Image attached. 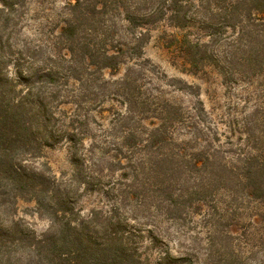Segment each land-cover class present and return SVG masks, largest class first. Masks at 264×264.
Instances as JSON below:
<instances>
[{
    "label": "rangeland",
    "instance_id": "1",
    "mask_svg": "<svg viewBox=\"0 0 264 264\" xmlns=\"http://www.w3.org/2000/svg\"><path fill=\"white\" fill-rule=\"evenodd\" d=\"M93 2L81 0L72 9L76 0H19L7 6L0 0L3 73L16 77V69L25 75L27 67L35 73L55 68L67 81L51 103L58 119L52 120L53 129L62 136L47 137L41 156L11 161L13 169L50 181L58 196L48 192L39 205L13 180H0V235L11 250L6 255L1 248L0 264L41 263L30 244L33 236L52 230V209L62 197L83 216L93 208L114 209L140 227L136 239L155 263L168 253L175 259L166 264H264V202L236 186L233 176L221 178L219 164L238 167L239 158L264 139V36L242 37L240 26L208 28L213 11L201 10L202 0H182L183 27L168 19L173 11L166 4L161 19L137 29L129 28L113 4L101 13V3ZM148 5L154 9L160 2ZM87 9L92 15L83 20L74 45L86 41L87 53L123 46L118 68L95 70L83 52L72 56L61 38L67 22ZM146 27L140 56H129ZM185 35L200 41L206 55L196 73L187 71L170 43ZM20 82L18 88L27 92L26 82ZM53 88L36 81L32 99L48 101ZM70 124L80 136L79 154L63 136ZM203 151L216 159L195 166L192 156ZM81 152L84 159H77Z\"/></svg>",
    "mask_w": 264,
    "mask_h": 264
},
{
    "label": "trees",
    "instance_id": "2",
    "mask_svg": "<svg viewBox=\"0 0 264 264\" xmlns=\"http://www.w3.org/2000/svg\"><path fill=\"white\" fill-rule=\"evenodd\" d=\"M2 1L4 6L19 3V0ZM141 1L143 3L140 5V0H91L93 5L101 3L102 8L99 9L101 13H106L109 4H113L111 9L115 13L123 11V19L127 21L131 29H137L161 19L164 16L162 7L166 4L169 10L173 11L168 18L172 24L177 27L186 25L187 19L184 15H181L183 10L182 0H158L160 7L158 5L154 9H150L148 5L150 0ZM202 1H204V4L201 5V10L213 11V17L209 20L211 22L206 24L208 28H211L214 23L216 24V30H220L224 26L232 28L240 26L242 37L245 33L248 35L253 33L257 37L264 36V0ZM80 3L81 0H76V4L72 5V9L77 8ZM80 14L74 15L73 13L74 17L62 28L61 38L69 44L71 55L83 52V57L87 58L89 65L94 66L95 70L98 69L101 72L104 69L118 68L120 58L124 53L123 46H116L112 52L107 48H104L101 52L99 48L87 53L84 50L88 46L86 41L74 45V35L82 27L83 20L89 22L92 12L87 9ZM219 15L221 17L215 18ZM215 20H218V22ZM249 25L255 26V28L249 31L247 30ZM145 29L144 32H139L137 37L139 43L136 47L131 48L129 56H140V42L144 39L148 27ZM251 41L255 43L253 39ZM170 43L176 44V48L181 54V62L187 66V71L196 73L201 70L206 55L200 53V41H192L185 35L182 37L175 36ZM97 53L100 58L94 61L93 57ZM255 59L258 62L257 57ZM58 71L55 68H48L40 73H35L30 67H27L25 75L22 70L18 71L16 69L17 75L15 77L3 73L2 68H0V180H13L21 194H23L22 192L31 193V196L37 200L39 205L43 204L41 197L48 194V192L51 193L50 198L58 196L56 188L52 186L50 181H44L43 178L30 176L28 173L13 169V162L11 161L12 159H22L24 156H41L42 149L48 142L47 137L62 136L56 133L57 129H53L52 124L53 119L55 121H58V119L52 112L51 103L58 101L60 87L66 85L67 82L66 75H61ZM71 76L75 75L71 74ZM74 79H77V77H74ZM20 81L26 82L27 92L18 88ZM36 81H40L45 85L51 84L55 87V89H52L54 91L50 93L48 101L44 97L41 101L38 100V103L32 99V89ZM71 98L80 107V101L74 97ZM169 118L174 120L172 114ZM76 120L81 122L78 118ZM262 122L264 127V117ZM126 123L127 121L124 120L123 124ZM63 132V136L67 135L73 142L72 146L76 149V154H79L80 147H77L76 141L80 140V136H77L78 133L75 127L70 124ZM252 148V152L239 158L241 159L240 167L234 166L231 161H220V166L224 168V173L220 176L224 179L228 177L230 179L233 176L235 178L234 184L237 182L236 186L240 184L247 195L264 202V139H262L260 147L253 145ZM182 155L183 153H180V157ZM82 157L84 159L85 155L83 154L77 159H82ZM171 159L173 158L171 157ZM191 159H196L195 166H199L201 159H216V157L213 153L203 151L196 156H192ZM223 159L227 158L223 157ZM235 169L240 171L234 173ZM65 204L67 203L62 197L55 209H52V230L41 236H33L30 245L35 246L37 255L40 257L41 263L38 264H166V261L171 262L175 259L165 253L161 260H157L156 263L153 262L149 255H145L142 244L136 239L138 236H142V229L133 223L130 224L114 209L107 211L102 207L93 208L90 215L83 216L80 214L79 209ZM13 240L14 238L11 237L10 242L13 243ZM9 247L4 236L0 235V252L1 248H4V254L8 255L11 252Z\"/></svg>",
    "mask_w": 264,
    "mask_h": 264
}]
</instances>
